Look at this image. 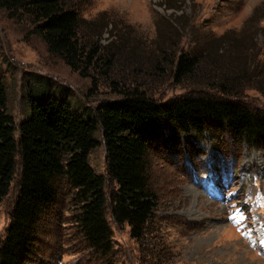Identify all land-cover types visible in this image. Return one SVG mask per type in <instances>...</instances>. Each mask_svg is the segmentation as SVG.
<instances>
[{
	"label": "trees",
	"instance_id": "1",
	"mask_svg": "<svg viewBox=\"0 0 264 264\" xmlns=\"http://www.w3.org/2000/svg\"><path fill=\"white\" fill-rule=\"evenodd\" d=\"M181 3L160 1L174 11ZM0 9L10 18L29 21L48 52L80 75L92 77L94 87L99 79L91 71L109 81L119 95L81 115L67 100L37 92L28 100V112L16 137L0 77V202L18 174L17 195L0 241V264L28 261L39 223L60 192L69 199L70 221L81 239L98 260L115 264L108 208L112 221L129 226L130 236L138 241L147 236L155 220L158 197L149 181V155L155 141H172L180 147L189 144L192 149L195 144L190 137L200 145L220 141L221 135L237 147L259 148L264 143V112L240 101L247 89L264 97V72L258 67L251 30L231 40L226 31L189 50L182 49L178 41L166 44L168 35L160 31L163 44L147 52L126 45L102 46L89 37L95 30H88L90 22L65 0H0ZM174 16L167 20L177 26L181 16ZM116 63L132 67L134 74L167 78L185 91L157 100L142 83L128 86L111 79ZM99 131L106 149V171L116 186L110 197L104 176L89 162L99 144ZM217 152L218 157L227 151ZM209 162L210 156L204 168ZM214 163L219 165L217 160Z\"/></svg>",
	"mask_w": 264,
	"mask_h": 264
},
{
	"label": "rangeland",
	"instance_id": "2",
	"mask_svg": "<svg viewBox=\"0 0 264 264\" xmlns=\"http://www.w3.org/2000/svg\"><path fill=\"white\" fill-rule=\"evenodd\" d=\"M65 1L76 6L90 22L89 31L95 29L89 37L110 48L126 45L139 51L156 50L163 42L159 37L162 32L168 35L166 44L178 41L182 49L189 50L226 31L231 40L247 36V30H251L258 67L264 72V0H182L177 11L160 4L161 0ZM174 15L181 16L177 26L167 20ZM32 29L29 21L10 18L0 9V77L16 137L28 112V100L37 92L67 100L81 115L94 111L100 102L119 98L100 74L91 71L99 79L94 87L92 77L80 75L48 52L44 40ZM125 67L116 63L110 78L128 86L142 83L157 100L185 91L167 78L134 74L132 67ZM240 101L264 112V97L256 90L247 89ZM96 136L99 144L91 151L89 162L104 176L110 197L116 186L106 171L101 132ZM221 137L206 145L190 137L193 149L189 144L180 147L172 141H155L149 155V181L158 197L155 220L147 236L138 241L130 236L129 226L112 221L108 208L115 264H264V143L259 148L246 144L237 147L229 137ZM217 151L227 152L217 157ZM209 156L223 168L214 169L212 176L206 173L201 183H196L193 174L204 168ZM17 180L18 174L0 202V241L10 221ZM207 180L214 183L213 189L202 187ZM215 194L226 198H216ZM234 205H240L245 213V218L234 222L243 235L229 224ZM70 214L69 199L60 192L39 223L34 251L25 264H107L98 260L81 239Z\"/></svg>",
	"mask_w": 264,
	"mask_h": 264
},
{
	"label": "snow or ice",
	"instance_id": "3",
	"mask_svg": "<svg viewBox=\"0 0 264 264\" xmlns=\"http://www.w3.org/2000/svg\"><path fill=\"white\" fill-rule=\"evenodd\" d=\"M242 218V217H241Z\"/></svg>",
	"mask_w": 264,
	"mask_h": 264
}]
</instances>
